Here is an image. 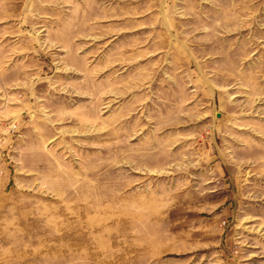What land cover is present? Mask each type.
I'll use <instances>...</instances> for the list:
<instances>
[{
  "label": "rangeland",
  "instance_id": "374dc122",
  "mask_svg": "<svg viewBox=\"0 0 264 264\" xmlns=\"http://www.w3.org/2000/svg\"><path fill=\"white\" fill-rule=\"evenodd\" d=\"M0 264H264V0H0Z\"/></svg>",
  "mask_w": 264,
  "mask_h": 264
}]
</instances>
